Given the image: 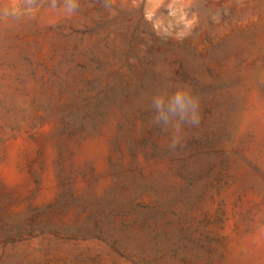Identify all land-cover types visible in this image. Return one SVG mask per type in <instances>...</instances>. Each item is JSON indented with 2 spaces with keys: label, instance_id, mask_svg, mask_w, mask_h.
<instances>
[{
  "label": "rangeland",
  "instance_id": "obj_1",
  "mask_svg": "<svg viewBox=\"0 0 264 264\" xmlns=\"http://www.w3.org/2000/svg\"><path fill=\"white\" fill-rule=\"evenodd\" d=\"M76 5L0 0V264H264V0ZM23 47L26 91L98 93L102 112L72 133L9 120ZM147 81L200 97L176 149Z\"/></svg>",
  "mask_w": 264,
  "mask_h": 264
},
{
  "label": "trees",
  "instance_id": "obj_2",
  "mask_svg": "<svg viewBox=\"0 0 264 264\" xmlns=\"http://www.w3.org/2000/svg\"><path fill=\"white\" fill-rule=\"evenodd\" d=\"M31 54L33 53H30L26 47L21 48L19 55L27 64L25 69L17 67L14 61L9 62L14 76L12 90L14 94L20 92L24 96L20 104L17 103L14 96H10L12 99L6 107L9 120L15 121L18 125L21 122L31 124L35 120L45 121L47 117L54 116L55 121L61 125L62 131L68 130L69 133H72V128L84 125L87 118H92L95 114L102 112L100 108L102 97L98 93H89L83 96V90H68L66 87L63 91L53 92L45 82L40 83L39 89L26 91L28 81L33 80L35 82L37 76V66ZM78 82H80V79ZM111 114L113 115L112 118L116 119L117 115L114 110H111ZM236 131H238L237 127ZM235 146V148L230 147L231 154H243V147L240 145ZM226 153L229 155L227 151ZM242 157L246 161L243 155Z\"/></svg>",
  "mask_w": 264,
  "mask_h": 264
},
{
  "label": "clouds",
  "instance_id": "obj_3",
  "mask_svg": "<svg viewBox=\"0 0 264 264\" xmlns=\"http://www.w3.org/2000/svg\"><path fill=\"white\" fill-rule=\"evenodd\" d=\"M76 6V0H68L69 14ZM142 95L151 99V107L155 111L153 125L171 132L170 148L176 149L180 145L186 127L199 126L200 97L190 84L183 81H147Z\"/></svg>",
  "mask_w": 264,
  "mask_h": 264
}]
</instances>
